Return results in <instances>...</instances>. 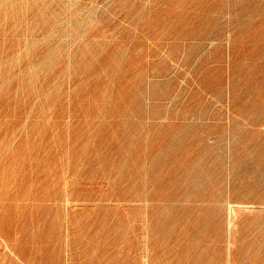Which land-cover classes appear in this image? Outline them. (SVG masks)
Returning <instances> with one entry per match:
<instances>
[{
    "label": "rangeland",
    "instance_id": "1",
    "mask_svg": "<svg viewBox=\"0 0 264 264\" xmlns=\"http://www.w3.org/2000/svg\"><path fill=\"white\" fill-rule=\"evenodd\" d=\"M0 264H264V0H0Z\"/></svg>",
    "mask_w": 264,
    "mask_h": 264
}]
</instances>
